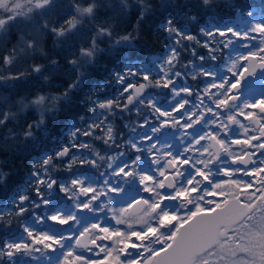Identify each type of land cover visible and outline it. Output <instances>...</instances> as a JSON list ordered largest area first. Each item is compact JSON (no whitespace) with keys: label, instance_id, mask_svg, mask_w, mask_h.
<instances>
[{"label":"clouds","instance_id":"9594fccd","mask_svg":"<svg viewBox=\"0 0 264 264\" xmlns=\"http://www.w3.org/2000/svg\"><path fill=\"white\" fill-rule=\"evenodd\" d=\"M0 264H264V0H0Z\"/></svg>","mask_w":264,"mask_h":264},{"label":"rangeland","instance_id":"374dc122","mask_svg":"<svg viewBox=\"0 0 264 264\" xmlns=\"http://www.w3.org/2000/svg\"><path fill=\"white\" fill-rule=\"evenodd\" d=\"M242 22H244V21H240L239 23H242Z\"/></svg>","mask_w":264,"mask_h":264},{"label":"trees","instance_id":"16d2710c","mask_svg":"<svg viewBox=\"0 0 264 264\" xmlns=\"http://www.w3.org/2000/svg\"><path fill=\"white\" fill-rule=\"evenodd\" d=\"M245 22H242L241 24H244Z\"/></svg>","mask_w":264,"mask_h":264}]
</instances>
